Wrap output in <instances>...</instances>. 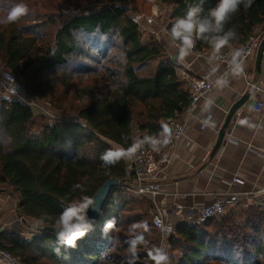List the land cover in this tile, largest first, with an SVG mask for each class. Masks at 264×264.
Masks as SVG:
<instances>
[{
    "label": "trees",
    "instance_id": "16d2710c",
    "mask_svg": "<svg viewBox=\"0 0 264 264\" xmlns=\"http://www.w3.org/2000/svg\"><path fill=\"white\" fill-rule=\"evenodd\" d=\"M130 1L108 0L79 14H46L48 22L58 23L51 40L42 38L38 19L31 22L28 7L16 22L0 25V66L24 79L34 96L49 98L63 115L53 123H41L30 104L0 99V186L14 189L20 214L37 223L43 217L44 224L52 226L68 203L82 195L92 197L110 178L122 180L76 248L59 245L51 232L31 238L23 230L0 233V250L24 264H100L101 253L107 254L103 264H129V241L136 235H142L143 243L137 245L134 264H154L148 255L154 242L149 233L156 234L152 219L149 230L132 231L134 224L143 225L141 217L124 215L137 201L124 188L129 181L126 159L106 167L100 156L116 146L127 150L146 135L159 137L163 120L187 109L190 93L159 40L143 39L139 23L124 8ZM159 1L170 7L168 32L189 4L199 3ZM17 3L23 1L0 0V15ZM216 3L204 0V12ZM263 24L264 0H253L247 9L241 5L225 26L235 30L236 38L221 49L243 45ZM194 49L211 50L203 41H196ZM153 58H159L154 74L139 75L137 68ZM76 92L74 99L81 104H69V96ZM65 114L75 118H64ZM77 183L83 185V193L73 191ZM113 218L114 229L103 234L104 223ZM168 244L177 253L176 264H264V213L251 205L219 218L177 221Z\"/></svg>",
    "mask_w": 264,
    "mask_h": 264
},
{
    "label": "crops",
    "instance_id": "0c3cea01",
    "mask_svg": "<svg viewBox=\"0 0 264 264\" xmlns=\"http://www.w3.org/2000/svg\"><path fill=\"white\" fill-rule=\"evenodd\" d=\"M262 28L264 24L255 31ZM166 38L167 55L176 64V71L185 80L187 88L194 77H209L215 82V87L190 111L185 110L175 116L184 124V132L172 147L171 162L164 168L167 178L162 182L157 200L174 212L179 205L209 204L214 196H223L232 190L239 193V204L234 208H246L244 204L254 202L255 191L264 185V107L258 110V101L264 102V95L256 93L248 85V82L264 84V61L261 74L256 77L255 51L254 56L245 62L242 72H234L224 79L222 64L216 58L210 60V57L199 56L194 48L183 62H178V50L169 37ZM241 46L225 49L236 50ZM206 52L212 53V50ZM180 70L186 71V76ZM221 80L226 83H219ZM248 91L251 97L236 112L221 147L211 158L210 153L230 107ZM207 116H210L208 125L201 129L202 120ZM233 176L240 177L245 183L231 188ZM136 198L140 201L139 207L151 217L152 198ZM4 203H8L7 208L11 207L9 202Z\"/></svg>",
    "mask_w": 264,
    "mask_h": 264
},
{
    "label": "built area",
    "instance_id": "2783aa9c",
    "mask_svg": "<svg viewBox=\"0 0 264 264\" xmlns=\"http://www.w3.org/2000/svg\"><path fill=\"white\" fill-rule=\"evenodd\" d=\"M264 35V28L255 31L250 35L245 43L238 49H243V54L233 62L232 52L234 50H220L214 58H216L223 66L222 76L225 79L227 76L234 73L235 64H240L242 67L252 56ZM199 56L211 57L212 53L206 51L199 52ZM186 76V71H179ZM16 77L8 70H0V93L2 97L18 99L25 102L19 95L16 88ZM248 85L256 93L264 95V84L251 83ZM215 82L209 77H194L189 82L190 103L186 111H190L192 107L203 97L213 91ZM21 98V99H20ZM27 103V102H26ZM29 104V103H28ZM264 107V102L258 101V110ZM210 116H207L201 123V129L206 128ZM164 125H167L169 130V140L166 145L161 146L160 151H153L151 147H139L135 155L126 159L125 173L129 179L128 184L124 186L127 192L135 196H150L152 198L151 219L155 228L160 233L162 239L165 240L168 246L170 236L175 234V225L177 221H187L190 223L204 221L209 218H219L226 212L233 209L239 204V193L230 191L223 196H214L209 204L203 206L192 205L184 207L179 205L176 211L172 212L162 201L157 200V195L161 192L163 180L167 178L164 168L171 162V150L174 144L180 139L184 132V124L178 122L175 117H167L163 120ZM85 126V123L81 121ZM119 150H123L119 148ZM245 182L238 176H233L230 184L231 188L237 185H243ZM256 199L251 204L246 202L244 207L255 205L261 212L264 213V185L256 191ZM8 225L0 220V233L6 231ZM0 264H24L22 260L7 250H0Z\"/></svg>",
    "mask_w": 264,
    "mask_h": 264
},
{
    "label": "clouds",
    "instance_id": "9594fccd",
    "mask_svg": "<svg viewBox=\"0 0 264 264\" xmlns=\"http://www.w3.org/2000/svg\"><path fill=\"white\" fill-rule=\"evenodd\" d=\"M253 0H217L215 6L208 8L204 12V0L199 3H191L187 6L183 16L172 22L168 36L171 44L177 48V61L183 62L195 47L196 41H203L212 50L210 60L214 59L220 49L229 44L236 38L234 29H227L226 24L231 16L235 14L241 5L245 9L251 6ZM28 12V8L23 3H17L6 10V14L0 15V25L7 26L16 22L21 16ZM243 54V49H236L232 52L233 62ZM234 72L243 71L240 64H235ZM223 84L226 81H219ZM169 140V130L167 125H162V131L157 136L146 135L142 140H134L133 144L127 150L108 149L101 154L100 159L104 166H111L117 163L121 158H131L135 155L136 150L147 144L153 151H160L161 146L166 145ZM79 189L82 193L84 187L82 184L73 185V191ZM99 211V205L94 197L82 195L79 200L68 203L63 207V211L55 217L52 228L56 235L59 245L67 248H76L78 240L82 239L94 226V218L89 217V210ZM44 219L38 221V226L43 228L48 225L44 224ZM50 219V218H49ZM115 227V220H107L102 228V233L107 235ZM139 225L134 224L132 231H135ZM143 243L142 235H136L129 241V264H134L137 245ZM60 251L59 247L56 249ZM149 257L154 264H167L168 256L163 248H154L149 250ZM107 259L106 253H101L100 264Z\"/></svg>",
    "mask_w": 264,
    "mask_h": 264
},
{
    "label": "rangeland",
    "instance_id": "374dc122",
    "mask_svg": "<svg viewBox=\"0 0 264 264\" xmlns=\"http://www.w3.org/2000/svg\"><path fill=\"white\" fill-rule=\"evenodd\" d=\"M23 3L29 8L30 11V20L31 22H36L35 19H38L37 29L42 35V38H47V40L53 39L58 23H50L48 22V17H45L46 14L49 15H57L59 12H63L65 15L69 14H79L85 11H88L90 8L97 6L98 4H102L108 0H22ZM129 8L130 14L136 19L139 23L141 32L143 34V39H148L149 36H155L159 42L163 45L165 53L167 55L168 50V31H167V23L169 21V12L170 7L162 4L159 0H132L127 6ZM166 36V37H165ZM169 37V36H168ZM224 50V49H221ZM168 56V55H167ZM159 58H153L148 62L144 63L140 67H138L139 75H150L153 73L155 67L157 66ZM7 70L0 66V70ZM95 76L97 75H91ZM88 75H84L81 79H86ZM16 88L19 91L20 97L27 103H29L35 110L36 116L38 118V122H49L53 123L59 117L63 115L58 109L53 107L49 98L40 99L37 96H34L31 92L27 91L26 81L24 79L16 78ZM79 96V93H74L69 96V104L73 102V104H81L78 99H74ZM2 98V94L0 93V99ZM20 98V99H21ZM64 118H72L74 119V115L65 114ZM117 150L119 148L115 147ZM11 204L10 208L8 207V203ZM140 201H136L130 204L127 208L129 209L124 215L129 216L130 218H135L137 215L141 217L142 224L139 226L140 231L149 230L148 224H150L151 217L147 211L141 209L139 207ZM0 220L8 225V232H21L27 238H31L32 235H41L43 232L36 230L38 223L31 220L30 218L24 217L20 214L18 210V198L16 197V193L14 189L9 185H1L0 186ZM152 228V227H151ZM153 233H149L151 235L150 238L154 241L149 245L151 249L154 248H163L167 253L168 260L167 264H176V256L177 253L174 252L169 244L167 246L164 239L161 238L158 230ZM119 232V231H118ZM125 235H129L126 229H123Z\"/></svg>",
    "mask_w": 264,
    "mask_h": 264
},
{
    "label": "water",
    "instance_id": "95a60500",
    "mask_svg": "<svg viewBox=\"0 0 264 264\" xmlns=\"http://www.w3.org/2000/svg\"><path fill=\"white\" fill-rule=\"evenodd\" d=\"M124 8L127 9L128 7L124 6ZM263 61H264V35H263L260 43L258 44V47H257V50H256V55H255V75H256V77H259L260 74H261ZM250 97H251V92L250 91L245 92L230 107V109L228 111V114L226 116V119H225L221 129L219 130V134H218V138H217L216 144H215V146L213 147V149H212V151L210 153V157L211 158L214 157L216 152L221 147V145L223 143V140H224V137L226 135L227 129L229 127V124H230L231 120L235 117L236 112L239 110L240 107H242L245 104V102ZM121 183H122V180L115 179V178H110V179L106 180L100 186V188L96 191V193L92 196V197H94L96 199L97 204L99 205V211H92L90 209L89 213H88L90 218H94V221H95L94 222V226L99 221L100 216L104 212L105 207H106L109 199L111 198L112 194L114 193V191L116 189H118L120 187ZM36 230H38L40 232H51V233H54V230H53L52 226H47V227H43V228L36 227Z\"/></svg>",
    "mask_w": 264,
    "mask_h": 264
}]
</instances>
